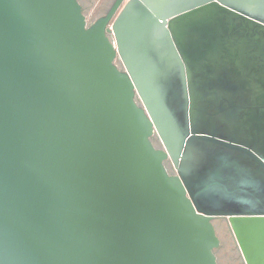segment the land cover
<instances>
[{
	"label": "water",
	"instance_id": "water-1",
	"mask_svg": "<svg viewBox=\"0 0 264 264\" xmlns=\"http://www.w3.org/2000/svg\"><path fill=\"white\" fill-rule=\"evenodd\" d=\"M217 218L264 264V0H0V264H217Z\"/></svg>",
	"mask_w": 264,
	"mask_h": 264
},
{
	"label": "rangeland",
	"instance_id": "rangeland-1",
	"mask_svg": "<svg viewBox=\"0 0 264 264\" xmlns=\"http://www.w3.org/2000/svg\"><path fill=\"white\" fill-rule=\"evenodd\" d=\"M90 1V3L84 4L85 10L83 13L86 18L91 17V15L95 13V11H100V7L104 2V0ZM91 23L89 21L88 25ZM116 65L118 68H121V64L119 63V61H116ZM151 142L156 149H162L161 143L156 136H153L151 138ZM164 166L169 173L173 175L175 174L170 161H165ZM212 223L219 242L218 247L214 250L217 264H245L227 220L217 218L214 219Z\"/></svg>",
	"mask_w": 264,
	"mask_h": 264
},
{
	"label": "flooded vegetation",
	"instance_id": "flooded-vegetation-1",
	"mask_svg": "<svg viewBox=\"0 0 264 264\" xmlns=\"http://www.w3.org/2000/svg\"><path fill=\"white\" fill-rule=\"evenodd\" d=\"M115 0H104L103 5H101L100 7V11H95V13L93 15H91V17L86 18V23L88 25V22L90 21L91 24H89L88 26L93 25L96 21H98L100 18L104 17L106 15V13L108 12V10L110 9L111 5L113 4ZM80 6L82 7V12H84L85 7H83V5L85 3H90V0H78ZM84 15V13H83ZM171 174V173H169ZM172 175V174H171Z\"/></svg>",
	"mask_w": 264,
	"mask_h": 264
},
{
	"label": "crops",
	"instance_id": "crops-1",
	"mask_svg": "<svg viewBox=\"0 0 264 264\" xmlns=\"http://www.w3.org/2000/svg\"><path fill=\"white\" fill-rule=\"evenodd\" d=\"M83 7H85V6L83 5Z\"/></svg>",
	"mask_w": 264,
	"mask_h": 264
}]
</instances>
